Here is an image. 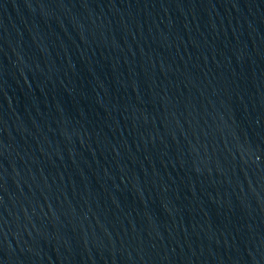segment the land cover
<instances>
[{"label":"water","instance_id":"obj_1","mask_svg":"<svg viewBox=\"0 0 264 264\" xmlns=\"http://www.w3.org/2000/svg\"><path fill=\"white\" fill-rule=\"evenodd\" d=\"M0 264H264V0H0Z\"/></svg>","mask_w":264,"mask_h":264}]
</instances>
